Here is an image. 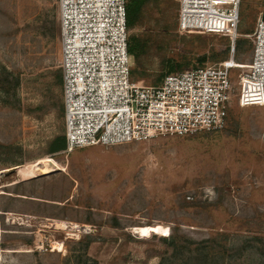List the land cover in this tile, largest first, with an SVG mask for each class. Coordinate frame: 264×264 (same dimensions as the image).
Masks as SVG:
<instances>
[{"label":"rangeland","instance_id":"obj_1","mask_svg":"<svg viewBox=\"0 0 264 264\" xmlns=\"http://www.w3.org/2000/svg\"><path fill=\"white\" fill-rule=\"evenodd\" d=\"M149 2L130 32L149 42L140 85L161 87L170 61L251 63L264 0H240L235 46L182 31L177 0ZM61 48L58 0H0V264H264V105H241L246 69L221 131L67 154ZM47 161L62 172L37 177Z\"/></svg>","mask_w":264,"mask_h":264},{"label":"built area","instance_id":"obj_2","mask_svg":"<svg viewBox=\"0 0 264 264\" xmlns=\"http://www.w3.org/2000/svg\"><path fill=\"white\" fill-rule=\"evenodd\" d=\"M182 31L239 37L240 0H177ZM62 45L66 153L112 147L156 137H184L226 127L230 72L240 76L239 98L264 105V20L250 36L253 58L242 67L231 60L165 78L161 87L132 79L126 0H58ZM234 49L232 53H234Z\"/></svg>","mask_w":264,"mask_h":264},{"label":"trees","instance_id":"obj_3","mask_svg":"<svg viewBox=\"0 0 264 264\" xmlns=\"http://www.w3.org/2000/svg\"><path fill=\"white\" fill-rule=\"evenodd\" d=\"M149 3H150L149 0H126L127 27H128L129 33L131 32V30H134L137 26L140 25V22L143 19V15L145 14L146 5H148ZM148 44L149 42L147 41V39H142L138 36H133V35L129 36L128 51L134 61V65L132 69V79L133 80H134L133 76L135 72V66L136 68H138V62L140 58L147 53ZM204 63H205L204 59L200 60V64H203V65L202 67H199L197 69L204 68L205 67ZM169 65L170 67H168L169 69L166 72L165 76L166 75L171 76L177 70L178 65L175 61H170ZM165 76H163L162 79ZM59 147L61 151L66 149L65 139L63 142H61Z\"/></svg>","mask_w":264,"mask_h":264},{"label":"bare ground","instance_id":"obj_4","mask_svg":"<svg viewBox=\"0 0 264 264\" xmlns=\"http://www.w3.org/2000/svg\"><path fill=\"white\" fill-rule=\"evenodd\" d=\"M242 67H244V66H242ZM34 170L36 171V176L37 177H47V176L59 174V173L62 172V170L59 168V166L53 164L51 161L45 162L44 167H36V166H34ZM60 226L63 227V228H66L67 225L65 223H61ZM74 229H77V230L81 229L82 230V228H79L78 226H74ZM83 230H84L85 233L86 232H90V228H88V227L83 228ZM150 231L153 234H156V235H159V236H165V235L168 234L169 229L167 227H163V226L158 225V226L151 227ZM53 250L54 251H58V252H62L63 251V244L62 243H55L54 246H53Z\"/></svg>","mask_w":264,"mask_h":264},{"label":"crops","instance_id":"obj_5","mask_svg":"<svg viewBox=\"0 0 264 264\" xmlns=\"http://www.w3.org/2000/svg\"><path fill=\"white\" fill-rule=\"evenodd\" d=\"M59 30H60V26H59ZM60 36H61V34H60ZM60 80H62V85H63V77ZM63 105H64V103H63Z\"/></svg>","mask_w":264,"mask_h":264}]
</instances>
